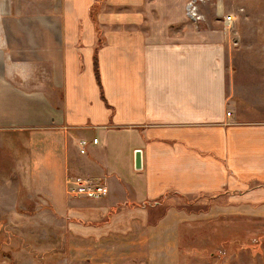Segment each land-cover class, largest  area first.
I'll return each instance as SVG.
<instances>
[{
    "label": "crops",
    "instance_id": "1",
    "mask_svg": "<svg viewBox=\"0 0 264 264\" xmlns=\"http://www.w3.org/2000/svg\"><path fill=\"white\" fill-rule=\"evenodd\" d=\"M148 3L0 0V264H191L188 222L264 218L263 20L250 79L239 39L162 37Z\"/></svg>",
    "mask_w": 264,
    "mask_h": 264
},
{
    "label": "rangeland",
    "instance_id": "2",
    "mask_svg": "<svg viewBox=\"0 0 264 264\" xmlns=\"http://www.w3.org/2000/svg\"><path fill=\"white\" fill-rule=\"evenodd\" d=\"M188 1L149 0L150 6H158L161 15L171 20L162 37L195 40L205 37L212 27L223 31L229 37L232 49L237 48L235 40L242 42L238 46L245 53L244 64L249 69V78L258 79L262 46L253 44L257 38L253 22L258 19L264 22V13L255 11L250 5L253 0H207L200 9L203 18L195 21L197 26L187 16ZM244 9H247V14ZM217 10L220 15H217ZM156 16L160 15L153 13V17ZM192 203L184 209L197 215L206 212L204 200ZM181 244L191 264H264V218H198L182 229Z\"/></svg>",
    "mask_w": 264,
    "mask_h": 264
},
{
    "label": "built area",
    "instance_id": "3",
    "mask_svg": "<svg viewBox=\"0 0 264 264\" xmlns=\"http://www.w3.org/2000/svg\"><path fill=\"white\" fill-rule=\"evenodd\" d=\"M207 0H189L186 6L187 16L195 21L203 18L200 9L203 3ZM228 21V19H227ZM98 138L93 139V143H97ZM88 141H81V153H85V147ZM67 191L71 195L86 197L89 199H96L106 196L109 193V187L100 179L87 176H71L67 180Z\"/></svg>",
    "mask_w": 264,
    "mask_h": 264
},
{
    "label": "water",
    "instance_id": "4",
    "mask_svg": "<svg viewBox=\"0 0 264 264\" xmlns=\"http://www.w3.org/2000/svg\"><path fill=\"white\" fill-rule=\"evenodd\" d=\"M135 166H136V168H141L142 167V160H141V153H140V151H137L136 152Z\"/></svg>",
    "mask_w": 264,
    "mask_h": 264
},
{
    "label": "trees",
    "instance_id": "5",
    "mask_svg": "<svg viewBox=\"0 0 264 264\" xmlns=\"http://www.w3.org/2000/svg\"><path fill=\"white\" fill-rule=\"evenodd\" d=\"M95 69H96V76L99 78V68H98V61L95 59Z\"/></svg>",
    "mask_w": 264,
    "mask_h": 264
}]
</instances>
